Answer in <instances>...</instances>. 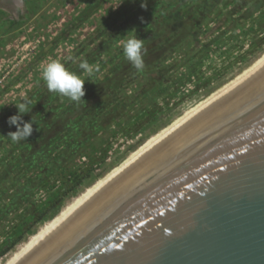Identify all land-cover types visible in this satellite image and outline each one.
Returning a JSON list of instances; mask_svg holds the SVG:
<instances>
[{"label": "water", "instance_id": "95a60500", "mask_svg": "<svg viewBox=\"0 0 264 264\" xmlns=\"http://www.w3.org/2000/svg\"><path fill=\"white\" fill-rule=\"evenodd\" d=\"M15 264H264V64L151 144Z\"/></svg>", "mask_w": 264, "mask_h": 264}, {"label": "rangeland", "instance_id": "374dc122", "mask_svg": "<svg viewBox=\"0 0 264 264\" xmlns=\"http://www.w3.org/2000/svg\"><path fill=\"white\" fill-rule=\"evenodd\" d=\"M58 2H44V6L46 9L51 8ZM194 8L198 9L202 17L208 19L204 21L202 30L195 37V43L191 47L187 44L182 45L177 52L167 58L163 66L167 79L165 85L155 86L147 94H142L144 89L135 88L136 85L134 89L127 85L128 92L124 97L133 102V107L119 124L102 131L95 139V147L98 150L108 149L107 159L91 177H85L78 182L54 207L49 208L60 197V189H52L55 185L53 179L45 184L36 185L35 181L38 178L36 164L31 156L27 157L31 138L35 130L37 132L39 129V118L33 120L31 136L20 142H13L7 136L12 130L16 131L13 129L15 126L4 127V123L0 121V264L45 222L59 213L87 186L118 164L146 138L237 76L264 53V0H199L198 3L191 4L184 14ZM49 16L51 19L52 15ZM48 17H45L43 22ZM10 38L11 44L3 52L10 62H0L2 73L5 70L16 69L14 65L21 53L25 54L27 51L21 45L30 42L24 39L20 44V41H15L17 40L15 35ZM109 42L105 41L99 52L105 51ZM15 54H18V57L13 60ZM119 54L121 52L116 49L109 55H104V59L92 55L96 57H93L96 62L89 66L95 69V75L105 73ZM85 61L91 63L90 58L83 62ZM101 61L104 64H101ZM63 63L70 70L86 78V73L79 67L80 63L71 66ZM25 83L26 90L28 82ZM44 85L40 87L47 90V86ZM91 87L90 81L85 80L84 88ZM44 92L47 95L39 94V102L47 100L48 97L51 98L54 107L70 102L67 97L58 93L48 90ZM124 97L121 98L126 103L127 99ZM2 116L0 113V120ZM87 151L94 153L89 148ZM79 158L81 157L76 160ZM77 178L74 177L73 181ZM24 189L30 191L29 196L25 198L23 193L21 201H14V195ZM37 213H44L43 219L39 222H36ZM17 238L20 241L12 245L13 240ZM7 246L11 248L2 255Z\"/></svg>", "mask_w": 264, "mask_h": 264}, {"label": "trees", "instance_id": "16d2710c", "mask_svg": "<svg viewBox=\"0 0 264 264\" xmlns=\"http://www.w3.org/2000/svg\"><path fill=\"white\" fill-rule=\"evenodd\" d=\"M160 1L156 7V3ZM198 2L199 0H154L143 8L138 7L137 12L127 18L130 32L123 36L122 41L115 43L120 42L118 49L121 54L117 55L105 73L93 76L94 82H90L92 87L85 88L83 100L54 107L48 97L36 104L23 118L24 121L36 118L40 120L39 129L37 132L35 130L31 138L27 156H31L36 164V185L53 179L55 185L52 189H60V197L49 208L60 202L83 178L91 177L107 159L108 149L98 150L95 139L102 131L119 124L133 107V102L124 97L127 96V88L134 89L136 85L135 88L144 89L142 94H147L155 86L165 85L167 79L163 66L167 58L182 45L191 47L207 19L196 8L184 14L191 4ZM118 35L122 37L121 32ZM129 36L145 41L147 54L144 56L145 67L142 71H137L124 58L123 43ZM121 97L126 98L127 102H123ZM88 148L94 153L88 152ZM82 156H87V160L82 167H76V159ZM74 177L78 178L73 181ZM23 193L27 198L30 191L19 190L13 200L21 201ZM43 214L35 215L36 222L43 219ZM19 241L18 238L13 240L12 245ZM10 248L11 246H7L2 255Z\"/></svg>", "mask_w": 264, "mask_h": 264}, {"label": "crops", "instance_id": "0c3cea01", "mask_svg": "<svg viewBox=\"0 0 264 264\" xmlns=\"http://www.w3.org/2000/svg\"><path fill=\"white\" fill-rule=\"evenodd\" d=\"M48 1L60 2L46 9L44 2ZM150 2L154 0H123L122 3L121 0H0V62H10L3 52L11 44L12 35L20 44L28 39L38 45L26 59L18 58L16 69L0 71V113L3 115L0 121L4 127L15 126L7 122L8 117L18 113L15 103L30 100L33 109L39 103V94L47 95L44 91L48 89L40 85L46 84L42 69L48 62L63 60L71 66L90 58L89 65H94L93 57L104 59V55L118 49L120 42L115 43L130 32L127 18ZM45 17L48 19L43 22ZM105 41H110L106 50L99 52Z\"/></svg>", "mask_w": 264, "mask_h": 264}, {"label": "clouds", "instance_id": "9594fccd", "mask_svg": "<svg viewBox=\"0 0 264 264\" xmlns=\"http://www.w3.org/2000/svg\"><path fill=\"white\" fill-rule=\"evenodd\" d=\"M123 0H121V3ZM147 54L145 41L136 36H129L123 43L124 58L137 71H142L145 67L144 56ZM80 69L86 73V78L79 75L65 66L60 60H51L42 69V79L46 83L49 92L58 93L67 97L70 101L80 102L85 96V80L94 82L92 77L95 75V69L85 61L80 63ZM18 113L8 117V124L15 125L16 131L9 132L8 137L13 142L27 140L33 133V120L24 121L23 114L30 113L32 110L31 101L25 100L15 103Z\"/></svg>", "mask_w": 264, "mask_h": 264}, {"label": "bare ground", "instance_id": "6f19581e", "mask_svg": "<svg viewBox=\"0 0 264 264\" xmlns=\"http://www.w3.org/2000/svg\"><path fill=\"white\" fill-rule=\"evenodd\" d=\"M264 64V53L258 57L249 67L244 69L237 76L229 80L227 83L223 84L211 94H209L203 100L197 102L193 106L189 107L180 116L178 115L173 121H171L167 126H163L162 129L154 133L153 135L146 138L141 144L134 148L124 159H122L118 164L108 170L103 176L98 178L94 183L87 186L81 193L74 197L68 204H66L56 215L45 222L33 235H30L26 242H23L6 260L3 264H15L19 259H21L26 253H28L32 248H34L41 240H43L47 235H49L56 227H58L64 220H66L74 210L79 207L85 200H87L96 190H98L104 183L111 179L119 170L141 154L145 149H147L151 144L165 135L167 132L175 128L181 122L186 120L212 99L220 95L231 85L235 84L242 78L246 77L257 68Z\"/></svg>", "mask_w": 264, "mask_h": 264}, {"label": "built area", "instance_id": "2783aa9c", "mask_svg": "<svg viewBox=\"0 0 264 264\" xmlns=\"http://www.w3.org/2000/svg\"><path fill=\"white\" fill-rule=\"evenodd\" d=\"M21 46L25 50H27L25 54H24V52L21 53L20 58H22V59L26 58L28 55H30L31 53H33L38 48V45L36 43H32L31 41L29 43L24 42ZM86 160H87V158L85 156L79 158L77 160L76 167H82L84 165V163H85Z\"/></svg>", "mask_w": 264, "mask_h": 264}]
</instances>
